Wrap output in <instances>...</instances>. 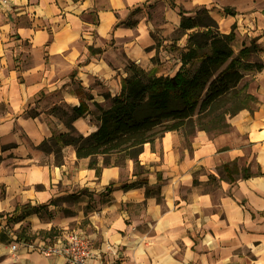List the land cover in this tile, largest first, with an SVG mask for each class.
I'll list each match as a JSON object with an SVG mask.
<instances>
[{"label":"crops","instance_id":"1","mask_svg":"<svg viewBox=\"0 0 264 264\" xmlns=\"http://www.w3.org/2000/svg\"><path fill=\"white\" fill-rule=\"evenodd\" d=\"M12 1L10 11L46 20L52 24V31L34 28V23L17 28L32 55L20 67L8 59L0 31V104L7 103L9 107L0 120V140H4L3 148L0 145V264L60 263L59 257L46 258L21 248L11 253L10 244L17 238L11 223L16 222H10L8 217L17 205L45 204L52 199L56 204L72 193H80L78 197L85 200L84 204L92 203L86 233L98 253L95 263L264 264V68L245 75L247 91L256 103L251 110L245 108L230 117L226 132L212 135L198 130L185 139L181 131H167L153 147L144 144L138 156L141 173H136L133 161L127 160L123 167H103L96 175L88 167L89 159L77 158L71 145L62 147L63 163L58 166L53 152L32 150L13 130L22 128L35 144L68 131L58 114L51 112L56 121L49 124L42 113L26 114L28 100L43 92L48 94L46 98L60 99L66 108L84 101L88 113L77 117L72 125L84 135L94 131L96 105L106 107L109 99L103 94L112 96L118 92L128 61L145 70L153 69V21L140 14L135 26H115L118 19L114 14L126 13L148 0H106L107 6L98 8L99 20L92 27L95 38L88 43L103 49L96 56L77 45L81 30L91 25L82 19V13L92 8V0ZM174 3L186 11L205 6L225 33L238 24L235 51L249 45L252 39L264 48V0ZM225 7L234 15L225 14ZM156 12L159 18L164 17L160 25L164 36L167 27L178 29L180 16L168 0H158ZM6 25L9 24L0 27ZM50 32L52 39L46 45ZM108 36L114 42L105 48L102 44ZM43 50L46 60L41 58ZM263 55L261 50L250 59L261 60ZM179 66L180 63L169 74ZM71 76L79 80L76 88L68 83ZM97 80L102 83L96 84ZM244 172L250 176L243 177ZM137 178H146L151 188L158 187L160 201L151 193L146 196L145 185L122 187ZM33 215L36 214L23 220L32 222Z\"/></svg>","mask_w":264,"mask_h":264},{"label":"trees","instance_id":"2","mask_svg":"<svg viewBox=\"0 0 264 264\" xmlns=\"http://www.w3.org/2000/svg\"><path fill=\"white\" fill-rule=\"evenodd\" d=\"M168 1L180 16V36L176 39L187 35L185 45L179 51L180 66L172 75H164L128 61L118 92L112 96L110 93L103 94L109 99L106 107L96 105V129L87 135L78 132L72 125L73 120L88 113L84 101L80 100L78 106L66 109L51 107L50 112L63 118L68 131L53 134L42 140L38 147L53 152L58 166L63 163L62 147L71 145L77 158L89 159L88 167L93 168L96 175L103 167H123L127 160H132L134 171L141 173L143 167L138 156L145 143L153 147L167 131H181L185 139L198 130L212 135L223 133L230 126V117L242 109H252L256 98L247 91L248 82L243 79L248 72L264 68V55L261 60L250 59L261 50L264 54V48L261 49L252 39L249 45L235 51L233 26L228 33L222 32L205 6L186 11L174 0ZM139 10L140 7H135L131 13ZM224 12L234 15L228 7L224 8ZM120 24L132 27L136 21L126 19L118 21L115 26ZM51 39L50 32L46 45ZM87 48L90 54L100 51L92 45ZM28 115L33 116L31 113ZM248 176L247 172L243 173V177ZM141 185H145L146 196L151 193L160 201L159 188L148 186L146 178H137L122 187ZM50 204H55V199L45 204L17 205L8 220L20 222L29 214L47 213ZM22 231L20 226L17 238L30 240L29 235ZM47 232L50 234L52 229Z\"/></svg>","mask_w":264,"mask_h":264},{"label":"rangeland","instance_id":"3","mask_svg":"<svg viewBox=\"0 0 264 264\" xmlns=\"http://www.w3.org/2000/svg\"><path fill=\"white\" fill-rule=\"evenodd\" d=\"M157 5L158 0H148L134 6L132 9H134L135 7H140V10L134 14L131 13L132 9L128 10V12L126 13L114 12V14L117 17L118 21H124L126 19L136 21V16L140 14L146 16L147 18L153 21L154 31L152 32V37L155 42V53L150 59V62L152 63V68L156 71H163L164 74H169L174 71L176 66L180 63L179 51L184 47L187 35L184 34L179 39H176V37L180 36L179 29H172L171 26H169L166 30V36H164V34H162L164 28L160 26L163 23L162 21L164 20V17L159 18V12L154 13V9L157 7ZM106 6V0H92V8L87 9L85 12L82 13V19L91 22V25H89L88 28L81 30V37L78 38L77 41L78 46H83L88 50L87 46L91 45L88 43L90 42V40H93L95 38V32L92 27L97 25L99 20L98 14L96 12L98 8H104ZM175 10L177 11V9ZM17 12L18 10L9 11L6 15L0 18V26L4 23L9 24L4 27H0V31H2L3 33V35L1 36V38H3L2 47L8 49V59L12 62L13 65L20 67V63L24 61L26 57L30 58V56L32 57V55L29 52L30 50L28 47V42L23 40V37L18 33L17 28L22 25H32V23H34V28L44 27L48 31H52V24L40 18H31V16L27 13L17 14ZM233 27L234 32L236 34V27H238V24ZM164 39L166 41H164ZM113 42L114 39L111 36H108L104 44L102 45L105 48H108L109 46H112ZM92 47L94 49H100V51L94 52L92 54H90L88 51L90 55L96 56L102 54V48L95 47L93 44ZM116 47L117 46L113 45V48ZM45 52L46 50H43V53L41 52V58H44L46 60V56L44 55ZM1 53H3L2 50ZM73 76H71L70 78H72ZM246 79L247 77H244L243 81H246ZM68 83L74 85V88H76V86L79 84V80L72 78L71 81ZM101 83L102 82H100V80L96 81V84ZM47 95L48 94L40 92L33 98L29 99L25 107V112L26 114L31 113L33 115L42 113L44 120L49 124L50 122L54 123L56 121L50 116L51 107L59 106L60 108L66 109V106H63L64 104L60 101V99H51V96H48L46 98ZM42 100L44 101L43 104H38V101ZM36 107L40 109L36 110ZM8 111L9 107L7 103H3L2 105H0V120H2L3 116ZM49 126L53 131H57V128L55 126ZM37 127H41L38 122ZM44 129L45 131L47 130L46 126H44ZM13 130L14 132L20 135V140L22 144L30 146L34 151L40 150L41 152H48L38 147L41 142L39 144L31 142L30 137L22 128L20 130L17 127H14ZM44 134L45 133L42 132L43 136ZM3 141V139L0 140V145L2 148ZM11 144L12 143H10L9 145ZM7 145L8 144H6L5 146ZM78 196L79 195L77 193H74L73 195L69 194L63 199L56 201V204H50L48 206L47 213L42 212L40 215H33L35 216L32 221L33 223L30 220L25 219L14 224L11 223V225L12 227L13 225L15 226L14 231L16 232V234L19 232L21 226V229H23L22 232L25 235H29V237L31 238L30 240H34L35 237H42L48 239L49 241H53L57 236L61 235L63 232L71 230H79L84 231L86 233V230H88L89 223L88 212H90V210L92 209V203L87 202V204H84L83 202H85V200H80ZM18 224L20 226H18ZM32 224L33 226H36V228H33ZM50 229H52V232L49 234V232L47 231H49Z\"/></svg>","mask_w":264,"mask_h":264},{"label":"built area","instance_id":"4","mask_svg":"<svg viewBox=\"0 0 264 264\" xmlns=\"http://www.w3.org/2000/svg\"><path fill=\"white\" fill-rule=\"evenodd\" d=\"M13 7L12 0H0V17L6 15ZM36 252L46 258L59 257L58 264H101L95 263L98 253L91 245L90 236L84 231L71 230L63 232L53 241L39 237L34 240L14 239L10 252L19 249Z\"/></svg>","mask_w":264,"mask_h":264}]
</instances>
